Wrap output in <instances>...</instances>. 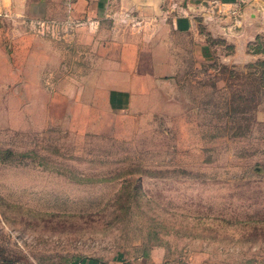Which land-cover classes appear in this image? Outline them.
I'll return each mask as SVG.
<instances>
[{"label":"rangeland","instance_id":"374dc122","mask_svg":"<svg viewBox=\"0 0 264 264\" xmlns=\"http://www.w3.org/2000/svg\"><path fill=\"white\" fill-rule=\"evenodd\" d=\"M31 28L0 23V264H264V30L237 66L174 34L179 73L120 97L133 56Z\"/></svg>","mask_w":264,"mask_h":264},{"label":"crops","instance_id":"0c3cea01","mask_svg":"<svg viewBox=\"0 0 264 264\" xmlns=\"http://www.w3.org/2000/svg\"><path fill=\"white\" fill-rule=\"evenodd\" d=\"M215 1L232 4L235 0H0V13L5 14L0 18V23L6 18L22 20L34 29L46 22L56 24L74 19H102V27L96 33L85 28L79 29L70 39L71 50L76 54L94 52L106 66L113 65L110 68L117 71L130 67L126 57L133 56L134 69L125 84L129 89H121L122 85L114 82L117 95L126 97L127 90L134 92V88L144 85L149 78L161 80L179 73L174 34L192 38L195 54L204 60L225 59L237 66L253 59L250 47L264 30L259 17L264 0H252L245 7L242 26L237 30L232 28L230 17L216 11L213 5ZM168 9L173 10L171 18L164 21L162 15ZM127 12L142 17L147 22L145 27L134 32L117 26L113 17H120ZM44 35L52 37L50 31ZM223 42L225 46H230V56H226ZM66 53L64 49L55 52V58ZM148 53L151 72L144 74L140 70ZM110 83L113 87V82ZM162 258L160 253L154 254L148 262L157 264ZM86 264L101 263L92 260Z\"/></svg>","mask_w":264,"mask_h":264},{"label":"built area","instance_id":"2783aa9c","mask_svg":"<svg viewBox=\"0 0 264 264\" xmlns=\"http://www.w3.org/2000/svg\"><path fill=\"white\" fill-rule=\"evenodd\" d=\"M252 0H235L232 4L220 3L215 1L213 3L214 8L220 15H227L233 21L232 28L237 30L242 26V18L244 16L245 7L251 3ZM173 9V8H172ZM172 9L166 10L162 19L168 21L171 18ZM113 21L120 28H127L134 32L142 30L147 22L140 16L135 15L132 12H127L120 17H113ZM102 27V19H74L68 21V23H42L40 28L43 30V34L50 31L51 36L56 39L68 38L71 39L79 29H87L92 33L98 32Z\"/></svg>","mask_w":264,"mask_h":264}]
</instances>
